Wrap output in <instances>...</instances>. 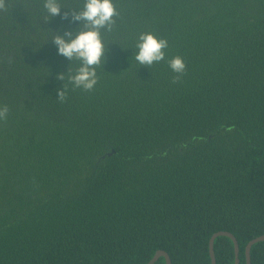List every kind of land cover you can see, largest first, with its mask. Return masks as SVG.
Returning a JSON list of instances; mask_svg holds the SVG:
<instances>
[{"label":"trees","instance_id":"16d2710c","mask_svg":"<svg viewBox=\"0 0 264 264\" xmlns=\"http://www.w3.org/2000/svg\"><path fill=\"white\" fill-rule=\"evenodd\" d=\"M83 2L47 22L43 0L0 11V264H147L158 250L212 264L219 231L247 264L264 235V0H113L91 92L73 90L80 61L51 40L81 30ZM145 32L169 45L151 67L135 60ZM214 246L235 264L229 237ZM251 258L264 264V241Z\"/></svg>","mask_w":264,"mask_h":264},{"label":"clouds","instance_id":"9594fccd","mask_svg":"<svg viewBox=\"0 0 264 264\" xmlns=\"http://www.w3.org/2000/svg\"><path fill=\"white\" fill-rule=\"evenodd\" d=\"M7 8V0H0V11ZM62 6L60 0H43V9L46 12L44 20L47 22L51 17L60 14ZM68 13L65 12L64 18ZM118 16L113 0H84L83 7L74 11L73 21H81V30L76 33L65 32L63 35H52L51 40L57 46L58 54L68 60L80 61V66L75 74L67 77L68 83L73 86V90L79 88L85 92L95 89L99 77L96 69L106 60V49L101 39V29L111 30L115 23L114 17ZM168 41L159 38L150 32L141 33L138 37L136 48L138 51L135 60L139 65L151 67L165 59V49L168 48ZM168 66L175 75L172 83L176 84L186 75L187 65L181 55L173 56L168 61ZM69 73L71 70L69 69ZM56 79L65 80V74L60 73ZM68 85L57 89L58 100L63 103L67 99ZM9 108L7 105L0 106V121L7 120Z\"/></svg>","mask_w":264,"mask_h":264},{"label":"water","instance_id":"95a60500","mask_svg":"<svg viewBox=\"0 0 264 264\" xmlns=\"http://www.w3.org/2000/svg\"><path fill=\"white\" fill-rule=\"evenodd\" d=\"M114 153H115V151L113 150L109 154L111 155V154H114ZM219 236L229 237L233 241L234 246H235V264H240L241 263V260H240V245H239V242H238V239L236 238V236L233 233L229 232V231H219V232H216L212 236V238L210 240V254H211L212 264H217V258H216V254H215L214 243H215L216 238L219 237ZM260 241H264V235L254 238L253 240H251L247 244V246H246L247 264H252V258H251L252 247H253L254 244H256V243H258ZM161 257L165 258L166 264H172L171 256L169 255L168 252H166L164 250H158L155 253L154 257L147 264H155Z\"/></svg>","mask_w":264,"mask_h":264}]
</instances>
